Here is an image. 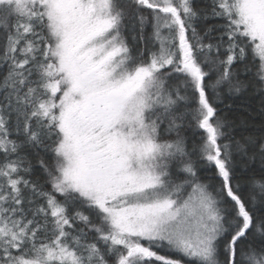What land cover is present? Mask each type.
<instances>
[{
  "label": "snow or ice",
  "instance_id": "6c2138e0",
  "mask_svg": "<svg viewBox=\"0 0 264 264\" xmlns=\"http://www.w3.org/2000/svg\"><path fill=\"white\" fill-rule=\"evenodd\" d=\"M0 264H264V0H0Z\"/></svg>",
  "mask_w": 264,
  "mask_h": 264
},
{
  "label": "trees",
  "instance_id": "16d2710c",
  "mask_svg": "<svg viewBox=\"0 0 264 264\" xmlns=\"http://www.w3.org/2000/svg\"><path fill=\"white\" fill-rule=\"evenodd\" d=\"M203 175V173H201Z\"/></svg>",
  "mask_w": 264,
  "mask_h": 264
}]
</instances>
